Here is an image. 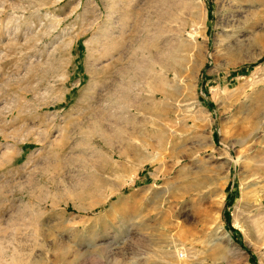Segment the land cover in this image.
Masks as SVG:
<instances>
[{
	"label": "rangeland",
	"instance_id": "obj_1",
	"mask_svg": "<svg viewBox=\"0 0 264 264\" xmlns=\"http://www.w3.org/2000/svg\"><path fill=\"white\" fill-rule=\"evenodd\" d=\"M0 264H264V0H0Z\"/></svg>",
	"mask_w": 264,
	"mask_h": 264
}]
</instances>
